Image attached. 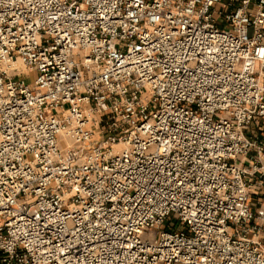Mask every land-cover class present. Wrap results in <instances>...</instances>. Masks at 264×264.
Wrapping results in <instances>:
<instances>
[{
  "label": "built area",
  "instance_id": "obj_1",
  "mask_svg": "<svg viewBox=\"0 0 264 264\" xmlns=\"http://www.w3.org/2000/svg\"><path fill=\"white\" fill-rule=\"evenodd\" d=\"M263 189L264 0H0V264H264Z\"/></svg>",
  "mask_w": 264,
  "mask_h": 264
},
{
  "label": "rangeland",
  "instance_id": "obj_2",
  "mask_svg": "<svg viewBox=\"0 0 264 264\" xmlns=\"http://www.w3.org/2000/svg\"><path fill=\"white\" fill-rule=\"evenodd\" d=\"M217 7V9L219 10V9H221V5H217L216 6ZM216 17V19L220 22V26H223L222 24H221V18H218L217 17V15L215 16ZM16 63H18L19 65V69H20V71H21V74H23V75H29V74H31V71H30V69L29 68H27V67H23L22 65H21V60L18 58L17 59V61L15 62V64ZM16 66V65H15ZM27 81H29V80H27ZM69 105H65V110H67V109H69ZM73 141H74V138L73 137H65L64 135H62L60 138H59V148L61 149V150H63L66 146H69V145H71L72 143H73ZM31 159V158H30ZM0 225H2V221H0ZM156 236H157V230H151L150 231V233L148 234V238L150 239V240H154L155 238H156Z\"/></svg>",
  "mask_w": 264,
  "mask_h": 264
},
{
  "label": "crops",
  "instance_id": "obj_3",
  "mask_svg": "<svg viewBox=\"0 0 264 264\" xmlns=\"http://www.w3.org/2000/svg\"><path fill=\"white\" fill-rule=\"evenodd\" d=\"M249 204L251 205L252 209H257L264 204V189L258 195L250 194Z\"/></svg>",
  "mask_w": 264,
  "mask_h": 264
},
{
  "label": "bare ground",
  "instance_id": "obj_4",
  "mask_svg": "<svg viewBox=\"0 0 264 264\" xmlns=\"http://www.w3.org/2000/svg\"><path fill=\"white\" fill-rule=\"evenodd\" d=\"M15 65H16V67H18V68H19V66H18L19 64H18V63H16Z\"/></svg>",
  "mask_w": 264,
  "mask_h": 264
}]
</instances>
